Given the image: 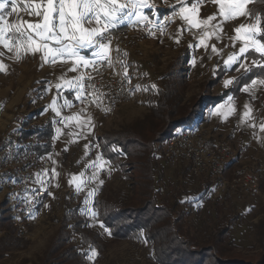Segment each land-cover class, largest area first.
<instances>
[{
    "label": "rangeland",
    "instance_id": "1",
    "mask_svg": "<svg viewBox=\"0 0 264 264\" xmlns=\"http://www.w3.org/2000/svg\"><path fill=\"white\" fill-rule=\"evenodd\" d=\"M152 2L156 15L150 17L156 19L161 17L162 11L167 10L165 12L169 14L172 6H179L177 0ZM251 5H248L250 10ZM144 11L151 13L153 10ZM216 13L217 5L213 3H205L199 8L200 19H207ZM19 15L30 22L39 19L24 12ZM12 19L14 17H9V20ZM251 22L244 17L225 22L223 31L219 33L220 39L212 36L206 41L207 48L194 47L199 43L200 30L183 31L187 25L181 20L172 24L171 33L166 39L147 40L136 45L137 52H130L128 70L133 102L122 107L111 119L92 122L83 129L80 127L81 121L87 119L73 112V104L77 101L75 92L65 88L58 92L55 87L63 83L61 77L73 79L78 75L68 70L70 63L41 66L39 54L23 56L17 61L12 53L0 48L4 52L0 62L7 68L6 74L0 72V138L2 132L10 127L9 114L14 115V109L23 106V113H28V116L20 119L21 125L26 128V133L39 136L43 147H47L44 149L48 150L46 153L49 154L52 169L58 173L54 178L51 175L55 192L48 201L50 213L30 226L24 237L14 232L10 216L8 219L6 214L8 207L0 195V264H157L155 258L160 254L155 252L150 242H144L147 239L145 232L132 239H112L101 227V222L93 219L88 211H95L92 206L94 196L89 198L87 205L85 199L92 189H96L95 194L100 197L111 196L119 205L131 196L137 183L136 170H133L134 167L130 169L129 160L123 154L118 156V149L104 140L136 121L152 118L150 109L154 112L159 107L154 103L159 89L163 90L161 95L167 102L165 106L175 116L172 119L186 118L187 113L194 110L192 118L185 123L186 127L194 126L210 144L213 141L231 144L237 161L228 167V177L239 166H247L257 172L260 185L259 196L228 193L223 195V202L217 201L218 196L211 189L203 193L200 190L211 182L209 176H192L186 164L170 166L162 158V173L168 184L166 195H162V198L170 200L176 190L181 191L185 195L180 198L177 211L189 206L191 220L202 224L210 223L205 214L210 206L209 201H217L234 218L229 226L232 253L253 264H264V131L260 129V124L264 123V86L256 87L253 94L241 91L252 79L264 78L261 75L264 71L259 68H253L249 73L242 68L236 71L238 64L233 65L231 70L224 67L228 55L238 51L241 46L239 40L235 47L232 45L231 37L236 35L234 29L241 23ZM178 29L182 30L179 43L176 42ZM213 45L219 54L212 52ZM248 55L249 59L243 62L252 67L251 58L259 57L254 52ZM226 80L233 83L225 87ZM229 96L234 98L231 106L228 105ZM65 99L70 100L72 106L61 108V117L77 118L59 123L61 117H57L49 106L54 100L57 105H62ZM195 104L199 106L193 107ZM245 104L249 105L250 115L244 118L242 124ZM205 105L209 107L206 109ZM153 120L154 123L158 122V118ZM150 125L145 126L149 128ZM182 128L185 126H179L175 131ZM82 131L84 135H73ZM48 133L52 134L50 140L46 139ZM86 145L89 146L87 149ZM164 148L160 150L162 154ZM98 155L102 157L99 161V180L103 181L99 186L89 179L94 169L88 167L96 162ZM81 173L84 175L81 176ZM73 177L77 179L73 180ZM81 181H84L83 190L77 193L75 185ZM88 234L99 236L98 247L93 246L98 252L95 260H89L85 255L90 246L85 240Z\"/></svg>",
    "mask_w": 264,
    "mask_h": 264
},
{
    "label": "snow or ice",
    "instance_id": "2",
    "mask_svg": "<svg viewBox=\"0 0 264 264\" xmlns=\"http://www.w3.org/2000/svg\"><path fill=\"white\" fill-rule=\"evenodd\" d=\"M256 0H177L178 7L172 6L171 12L161 19L152 20L150 15H156L155 4L152 0H0V48L12 53L13 57L19 61L23 56L37 54L40 55L41 66L45 64L55 66L57 62L61 64L70 63L69 71L77 72L78 75L73 79L61 77L63 83L55 85L58 92L65 88L69 92H75L76 100L85 102L87 96L93 97L92 103H102L105 98L116 102L115 97H109L107 94L95 89L92 84L85 85V78L92 80L91 72L84 71L91 68L99 73L101 66L115 68V64L120 63L124 67L123 74L117 73L121 80L130 78L127 75L128 65L120 59V49L112 47V41L115 32L122 26L128 28L146 29L149 35L159 33L164 35L167 23L175 18H179L187 25L183 31L199 29V43L194 47L207 48V40L212 36L220 39L219 33L223 31V24L227 21L244 17L251 23H241L234 29L235 36L231 37L232 45L235 47L236 41L241 42L239 50L232 52L224 61L225 70H231L233 65H239L236 71L244 69L245 73L252 72L253 68H259L264 71V23L262 16L253 13L248 5ZM205 3L217 5V13L210 15L207 19L199 18V8ZM21 5H23L21 7ZM145 9H151V13H146ZM24 12L28 16L38 17L36 22L23 20L19 13ZM9 17L14 19L9 20ZM217 17L220 19L217 20ZM217 21L216 23H212ZM181 29L177 30L176 42L179 43ZM196 35V33H194ZM117 55L114 58L112 53ZM212 52L219 54L217 48L213 45ZM249 52L258 54V57L251 58L252 67L246 66L243 62L249 59ZM4 52L0 51V56ZM126 55V54H124ZM194 63V61L192 62ZM0 72L7 73L6 66L0 62ZM232 80L224 82L225 87L232 84ZM51 86V85H50ZM264 86V78L252 79L250 84H245L241 91L253 94L255 88ZM153 88L155 86L153 85ZM90 89V91H89ZM47 90V89H46ZM139 90V89H137ZM147 90V89H145ZM233 97H228V105L231 106ZM72 102L65 99L64 104L57 105L54 100L49 106L57 117H61V108L71 107ZM225 105H221L224 107ZM234 111V108L232 109ZM84 110L82 109L81 112ZM250 108L245 104V111L242 114L241 123L244 118L249 117ZM73 117H61L59 123H66L76 119ZM91 124V118L81 121L80 127L88 128ZM255 127V125H251ZM261 131H264V123L260 124ZM73 135H84L83 131ZM86 149L89 147L85 146ZM114 151L117 149L113 148ZM101 156H97L96 162L88 167L94 169L91 181H96L98 186L103 184L99 180V161ZM47 175V172L44 173ZM38 177L40 173L36 174ZM54 178L58 173L55 169L51 170ZM84 174L81 173V176ZM73 177V180H76ZM17 181L13 180L12 183ZM41 188L31 190L32 196L35 197L38 191L44 190V181L40 180ZM71 183V181H70ZM84 181L75 185L76 192L83 190ZM96 189L87 193L85 205L88 204L89 198L94 196ZM50 194V193H49ZM29 203H39L37 200H30ZM91 217L96 218V212L88 209ZM35 213H30V219H35ZM90 226V225H85ZM101 227L109 236L111 231L101 224ZM143 230H141V235ZM145 243L147 240L144 241ZM89 260H95L98 252L93 246H89L85 254Z\"/></svg>",
    "mask_w": 264,
    "mask_h": 264
},
{
    "label": "built area",
    "instance_id": "3",
    "mask_svg": "<svg viewBox=\"0 0 264 264\" xmlns=\"http://www.w3.org/2000/svg\"><path fill=\"white\" fill-rule=\"evenodd\" d=\"M150 19L157 20L152 17ZM179 20L177 17L167 23L163 36L159 33L149 35L146 29L125 26L115 32L112 47L120 49V59L128 65V77L130 52H137L136 45L147 40L166 39L171 33L172 24ZM112 55L115 58L117 54L113 52ZM84 71L91 72L93 76L92 80L85 78V85H94L100 92L115 97L116 102L112 103L110 99L105 98L102 103H92L93 97L87 96L83 103L78 100L74 102L73 112L80 113L86 119L90 117L91 123L102 122L111 119L122 107L133 102L131 80H121L117 75V73L123 74L122 64H115L114 69L101 66L99 73L91 68ZM24 110L23 106L21 109H14L13 124L0 138V195L3 196L9 209L14 232L20 237H24L30 226L37 224L41 218L50 213L48 201L55 192L49 154L45 152L39 136L26 133V128L21 125L20 119L28 116V113H23ZM164 145V158L170 166L186 164L192 176L211 178V186L218 196L217 200L223 202L225 199L223 195L228 193L260 195L259 179L253 168L239 166L231 177L227 176L228 167L237 161L236 153L227 141H213L210 144L201 131L194 126H188L175 131ZM45 172L47 175L44 174ZM37 173L41 175L38 177ZM13 180L17 182L12 183ZM40 180L45 182L44 190L38 191L33 197L31 190L41 188ZM30 200H37L39 203L32 204L29 203ZM33 212L36 214L35 219H30V213Z\"/></svg>",
    "mask_w": 264,
    "mask_h": 264
},
{
    "label": "trees",
    "instance_id": "4",
    "mask_svg": "<svg viewBox=\"0 0 264 264\" xmlns=\"http://www.w3.org/2000/svg\"><path fill=\"white\" fill-rule=\"evenodd\" d=\"M165 11L167 10L162 11L160 18L168 14ZM251 11L264 18V0L252 3ZM261 75L264 77V73ZM162 91L159 89L154 102L159 106L158 110L152 112L150 109L152 118L136 121L133 125L105 138V143L118 149V156L123 154L129 160L130 169L135 168L133 170H136L137 183L131 196L122 205L116 204L111 196L100 197L95 194L92 206L97 214L96 219L111 231V237L115 240L135 238L143 230L147 238L144 239L160 254V257L155 258L157 264H253L232 253L229 226L234 218L217 202L219 200L215 201L216 203L209 201L210 206L208 205V212L205 214L210 223L202 224L191 220L189 206L177 211L180 198L185 195L181 191L176 190L170 200L165 201L162 198V195H166L164 193L168 184L161 166V160L165 159L164 152L162 154L160 150L165 147L166 140L175 129L179 126L186 127L185 123L189 122L188 118H192L194 111L187 113L186 118L181 116L177 120L172 119L175 116L169 107L165 106L167 102L162 99ZM196 106L199 104L193 107ZM209 106L205 105L206 109ZM154 118H158V122L154 123ZM147 124H151L149 128L145 126ZM51 136L52 134L48 133L46 139L50 140ZM44 148L47 149L46 146ZM46 149L45 152L48 151ZM165 161L167 162L166 159ZM207 189L214 191L211 182L200 188L201 193ZM6 214L9 219L8 208ZM98 237L86 235V244L98 247Z\"/></svg>",
    "mask_w": 264,
    "mask_h": 264
},
{
    "label": "crops",
    "instance_id": "5",
    "mask_svg": "<svg viewBox=\"0 0 264 264\" xmlns=\"http://www.w3.org/2000/svg\"><path fill=\"white\" fill-rule=\"evenodd\" d=\"M48 100H49V97H48ZM13 119H14V115H12V113H10V114H9V117H8V121L10 120V121H9L10 124L8 125V127L11 126V125L13 124ZM11 122H12V123H11ZM2 134H3V132H2ZM2 134H1V135H2Z\"/></svg>",
    "mask_w": 264,
    "mask_h": 264
}]
</instances>
